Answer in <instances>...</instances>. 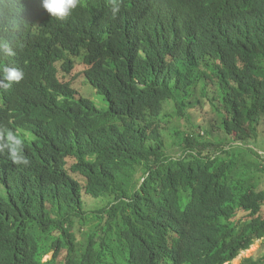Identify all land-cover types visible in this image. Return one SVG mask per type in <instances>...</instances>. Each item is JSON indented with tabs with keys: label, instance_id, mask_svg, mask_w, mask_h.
Here are the masks:
<instances>
[{
	"label": "trees",
	"instance_id": "16d2710c",
	"mask_svg": "<svg viewBox=\"0 0 264 264\" xmlns=\"http://www.w3.org/2000/svg\"><path fill=\"white\" fill-rule=\"evenodd\" d=\"M4 67L0 264H231L264 239L258 170L226 149L264 122V0H0ZM195 102L216 126L172 132Z\"/></svg>",
	"mask_w": 264,
	"mask_h": 264
},
{
	"label": "rangeland",
	"instance_id": "374dc122",
	"mask_svg": "<svg viewBox=\"0 0 264 264\" xmlns=\"http://www.w3.org/2000/svg\"><path fill=\"white\" fill-rule=\"evenodd\" d=\"M199 94H198V97H199ZM89 98H90V100H92L96 104L97 107L101 106V103H100L101 98L98 97L96 95V93H95V95L93 94V98H91V97H89ZM195 103L196 104L191 105L187 109L188 115L185 118L177 117L175 112H173V110L170 109L169 107L166 109V113L171 114V116H172V119L169 121V129H171L172 132L178 131V132H182V133H192V131L195 132V127L197 128V125L204 124V123H205L204 124L205 127L216 126L218 118L213 113V111L210 109V107L207 104L197 105V102H195ZM104 106H105V104H104ZM200 109L201 110L203 109V111L201 112ZM197 130H199V129H197ZM215 133H218V131H216ZM207 139H209V138L207 137ZM213 140L214 139L211 138V141H213ZM225 141L227 144H229L228 138ZM169 143L173 144V139H170ZM256 144H257L256 147L250 146V147H244V148H235V147H232L233 144H230L229 146H227L226 149L231 154H235L237 152L246 153L247 158H250V160H251L250 165H251V163H253L255 169L258 170L257 174H258L259 180L262 183V187H264V167L262 165V164H264V163H262V162H264V159H262V157L264 158V122H262V124L259 128V137L256 141ZM172 149L179 150L180 147L178 145H173L171 150ZM252 150L257 152L261 156V159L257 158L251 152ZM141 175H142V173H141V171H139L136 178H135L136 179V182H135L136 186H138L140 183H142V176ZM263 243H264V239L256 241L255 244L249 250L241 253L235 260H233L231 262V264H242L245 260H249V259L256 261L257 258L264 255ZM51 257H52V253L49 254L44 259V261H47Z\"/></svg>",
	"mask_w": 264,
	"mask_h": 264
},
{
	"label": "clouds",
	"instance_id": "9594fccd",
	"mask_svg": "<svg viewBox=\"0 0 264 264\" xmlns=\"http://www.w3.org/2000/svg\"><path fill=\"white\" fill-rule=\"evenodd\" d=\"M79 0H41V7L51 16L63 19L71 15L72 11L77 7ZM118 11L114 8L113 12ZM4 50L10 53L5 45ZM24 78V72L16 67H4L2 78H0V87L9 89L12 82H20ZM19 141L15 142V146L11 147L12 159L15 163L27 164L28 161L22 155H19Z\"/></svg>",
	"mask_w": 264,
	"mask_h": 264
}]
</instances>
